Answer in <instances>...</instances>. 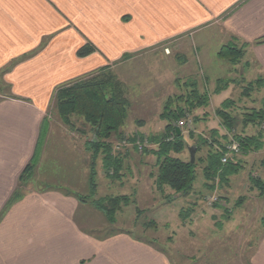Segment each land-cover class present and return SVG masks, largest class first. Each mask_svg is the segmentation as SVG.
I'll return each instance as SVG.
<instances>
[{"label": "crops", "instance_id": "obj_1", "mask_svg": "<svg viewBox=\"0 0 264 264\" xmlns=\"http://www.w3.org/2000/svg\"><path fill=\"white\" fill-rule=\"evenodd\" d=\"M190 33L243 45L264 80V0H0V264H172L155 242L89 222L100 212L77 200L74 171L20 175L59 85ZM249 263L264 264V233Z\"/></svg>", "mask_w": 264, "mask_h": 264}, {"label": "rangeland", "instance_id": "obj_2", "mask_svg": "<svg viewBox=\"0 0 264 264\" xmlns=\"http://www.w3.org/2000/svg\"><path fill=\"white\" fill-rule=\"evenodd\" d=\"M198 36L202 34L181 35L136 55H128L110 67L108 72L123 84L129 101L121 129L124 140L136 133L144 137L161 133L165 122L160 120L159 115L166 101L185 94L188 92L185 85L195 82L199 92H206L210 99L206 108L194 111L186 125L181 127L188 149L197 144L198 134L212 140L210 134L213 130L219 136L215 140L223 146L233 139L214 113L226 99L234 102L231 115L238 120L234 134L256 136L261 131L264 144V125L243 128L240 123L242 112L260 109L264 99V85L260 87L255 83L260 77L253 70V64L246 59L245 49L232 41L224 44L243 49L240 59L232 63L219 58L220 48H217L220 42L218 37L217 42L213 40L215 34H207V39L203 41ZM219 79L230 83L227 90L213 95ZM252 83L253 91L248 96L241 95ZM45 118L46 129L35 162L34 179L44 180L52 169L56 172L61 170V176L68 175L67 171L72 170L71 179L75 188L87 197L88 186L83 180V170L87 175L91 166V151L85 149V143L92 138L90 127L75 117L70 120L73 128L62 124L55 113L53 101ZM189 132L194 137L190 138ZM224 136L225 141L222 140ZM111 143L113 153H120L122 160L119 178L112 180L105 176L102 155H99L94 161L96 194L86 206H91L90 201L103 197L127 196L129 201L127 205L120 204L113 213L111 223L102 213L87 217V220L98 223L103 233L128 232L136 238L155 242L172 264H250L251 254L264 233L260 225L264 199L251 188L248 177L252 174L264 183V145L259 151H252L246 156L238 152L236 159L241 165L238 174L213 192L203 186L205 180L200 159L205 157L207 148L201 146L194 153L197 182L192 193L186 197L175 195V200H170L171 191L164 188L163 192H158L155 188L157 168L153 155L134 151L128 142L124 143L125 148H120L118 146L123 143L118 139H113ZM145 148L151 150L155 147L146 145ZM182 159H190L188 150L182 154ZM55 182L44 183L58 185ZM188 207H191V213L182 221L179 212Z\"/></svg>", "mask_w": 264, "mask_h": 264}, {"label": "trees", "instance_id": "obj_3", "mask_svg": "<svg viewBox=\"0 0 264 264\" xmlns=\"http://www.w3.org/2000/svg\"><path fill=\"white\" fill-rule=\"evenodd\" d=\"M242 47L244 49L243 45ZM241 49L230 45H223L218 52V56L221 59H228L229 62L234 63L240 59L243 52V49ZM93 52L94 48L86 44L79 49L77 55L81 58ZM127 56L123 55L121 59H125ZM112 65H105L91 73L65 82L59 85L53 92L51 101L54 103L55 113L62 124L73 128L70 120L75 117L89 126L92 134V138L85 143V149L91 151L89 194L87 197L77 195V200L87 203L96 194L97 183L95 180L94 161L99 155H102V169L105 176L112 180L119 178L122 160L120 153H113L111 143L113 139L122 141L123 145L118 147L125 148L126 144L124 143L128 142L132 145L134 151L137 152V142H147L149 146H154L155 148L151 150L143 148V151L139 153L151 154L155 157L157 172L154 185L156 190L163 192L165 188L171 191L173 194L168 198L170 200H175V195L186 197L192 193L194 185L197 182V166L196 161L191 163L190 159L187 161L182 159V154L188 148L182 130L178 127V122L183 120L186 122L194 111L206 108L209 105V95L206 92H199L195 82L184 84L188 92L181 94L175 99H168L159 115L160 120L165 122L161 133L147 137L136 133L131 138L124 140L121 137V129L124 126L129 101L125 95L123 84L113 74L108 72ZM217 83L215 89L212 91L213 95H218L227 90L230 81L219 79ZM255 83L260 85V87L264 85L262 78H259ZM252 91L253 83L245 88L241 95L248 96ZM233 106V100H224L215 110V116L219 118L221 126L226 133L232 135L233 140L237 142L240 155L246 156L252 151H259L264 145L261 131L256 136L234 134L238 120L236 116L231 115ZM241 118L240 123L243 128H246L248 125L255 127L264 125V99L261 102L260 109L242 112ZM194 121L196 122V119ZM45 125L46 118H44L41 125L39 145L35 150V154L20 175L21 182L28 180L32 176L39 146L44 138ZM189 137L192 138L194 135L189 132ZM210 138L212 140H208V138H204L201 134H198L196 137L197 144L193 147L195 153L200 150L201 146L207 148L205 157L200 159L203 163L201 173L205 180L203 186L213 192L226 184L231 177L236 176L239 169H241V165L236 159L237 154H230L227 149L231 140L223 146L215 140L219 138L216 130L211 132ZM222 140L225 141L226 137L224 136ZM215 143H217L216 147L214 146ZM225 155H228L227 160L225 163H222ZM248 182L251 188L257 190L260 197L264 199V183L262 180L250 174ZM19 199L20 194L13 193L8 200L7 206ZM128 201L129 198L127 196H115L103 197L90 202L111 223L113 222V213L119 209L121 203L127 205ZM216 205L214 204L215 207H217ZM183 211L179 212L182 221L191 213V207ZM149 224L154 225L153 222ZM260 225L264 228V214L260 219Z\"/></svg>", "mask_w": 264, "mask_h": 264}, {"label": "built area", "instance_id": "obj_4", "mask_svg": "<svg viewBox=\"0 0 264 264\" xmlns=\"http://www.w3.org/2000/svg\"><path fill=\"white\" fill-rule=\"evenodd\" d=\"M184 124H185V121L184 120L183 121H179L178 122V127L181 128V127L184 126ZM146 145H148L147 142H143V143L137 142L136 143V146H137L138 152H142L143 151V148H145ZM227 149L230 152V154H237L239 152V146H238L237 142L234 141L233 139H231L230 143L227 146ZM227 157H228V155H225L223 157L222 163H225L226 162Z\"/></svg>", "mask_w": 264, "mask_h": 264}, {"label": "water", "instance_id": "obj_5", "mask_svg": "<svg viewBox=\"0 0 264 264\" xmlns=\"http://www.w3.org/2000/svg\"><path fill=\"white\" fill-rule=\"evenodd\" d=\"M188 152H189V155H190V162L192 163V162H194V153H195L194 147H190L188 149Z\"/></svg>", "mask_w": 264, "mask_h": 264}]
</instances>
